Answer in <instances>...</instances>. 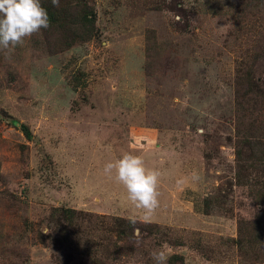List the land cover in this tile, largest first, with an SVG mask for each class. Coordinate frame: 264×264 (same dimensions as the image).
Returning a JSON list of instances; mask_svg holds the SVG:
<instances>
[{
	"label": "rangeland",
	"instance_id": "374dc122",
	"mask_svg": "<svg viewBox=\"0 0 264 264\" xmlns=\"http://www.w3.org/2000/svg\"><path fill=\"white\" fill-rule=\"evenodd\" d=\"M161 1L95 0L100 35L92 41L51 54L40 31L0 53V231L11 243L0 247V264H154L158 249L186 264H264L261 247L233 241L239 223L264 209L236 184L234 149L236 66L249 56L251 28L264 21L253 13L264 9L248 4L238 17L233 0H184L194 12L187 23L176 11L150 9ZM152 27L161 48L147 76ZM257 64L264 74V59ZM124 153L159 171L160 206L148 222L183 245L139 230L132 254L107 253L115 218L142 222L115 172L104 173ZM57 206L79 211L90 254L69 256L39 240L38 228L53 230L46 221Z\"/></svg>",
	"mask_w": 264,
	"mask_h": 264
},
{
	"label": "trees",
	"instance_id": "16d2710c",
	"mask_svg": "<svg viewBox=\"0 0 264 264\" xmlns=\"http://www.w3.org/2000/svg\"><path fill=\"white\" fill-rule=\"evenodd\" d=\"M233 2L234 13L238 17L245 14L242 9L246 10L248 4H250L249 7L264 9L261 4H253L256 2L264 4V0H233ZM41 3L47 9L51 22L48 29L41 30L43 41L51 54H58L83 45L100 35L99 28H97L98 11L95 0H60L59 7L53 6L51 0H41ZM150 9L176 11L187 23L194 18L192 8L187 6L184 0H163L154 3ZM262 12L264 13V10ZM253 16L264 19V15L260 12L253 13ZM251 30L254 35L252 36L253 43L249 46V56L237 62L236 66L237 84L241 85V88H237L235 94L237 118L234 142L237 162L235 179L237 185L249 190L256 204L264 207V74L259 72L257 64L258 61L264 59V21H261L259 25H254ZM145 40L144 71L147 76H151L156 71L155 63L161 48L158 45L155 28H147ZM3 50L0 48V53ZM79 74L84 76L85 72L80 71ZM21 129L28 140L33 139L28 125L22 123ZM210 211L207 207L206 213ZM78 215L79 211L71 207L52 208L50 218L46 222L47 227L53 230L51 229L47 235L42 228H38L39 240L50 239L55 245L65 247L70 253L69 256L73 253L90 254V252H84L91 248L84 246L87 242L82 237V230L77 227ZM32 227L28 229L32 230ZM137 228L140 230L141 237L156 236L157 239L163 238L162 241L176 246L184 243L181 239L173 240L159 223L138 221L133 225L127 218L117 217L114 224L116 241L112 249L106 250L107 253L114 258L132 254L135 251L136 241L139 239V236L134 234V229ZM26 235H28L27 230L20 235L18 241L23 242ZM233 241H237L236 244L240 247H261L264 250V209L259 211L254 221L243 219L239 223V238ZM7 244L11 243L0 231V247ZM167 264H186V261L182 254L174 253L169 257Z\"/></svg>",
	"mask_w": 264,
	"mask_h": 264
},
{
	"label": "clouds",
	"instance_id": "9594fccd",
	"mask_svg": "<svg viewBox=\"0 0 264 264\" xmlns=\"http://www.w3.org/2000/svg\"><path fill=\"white\" fill-rule=\"evenodd\" d=\"M51 3L55 7L60 6V0H51ZM50 26L48 11L41 0H0V48L14 49L23 45L25 38ZM197 133L202 135L204 129L198 128ZM113 172L115 179L126 188L132 205L142 210L140 220L150 221L160 206L159 171L147 168L141 156L124 153L121 158L104 166L105 174ZM127 219L133 225L137 223L135 215ZM134 234L138 237L139 229H134ZM136 242L139 244V239ZM151 257L154 264H167L169 259L164 249L153 250Z\"/></svg>",
	"mask_w": 264,
	"mask_h": 264
}]
</instances>
